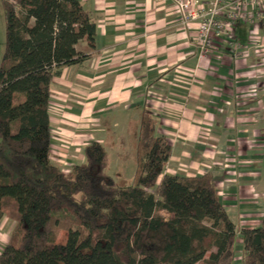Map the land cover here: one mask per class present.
I'll return each mask as SVG.
<instances>
[{
  "label": "trees",
  "instance_id": "obj_1",
  "mask_svg": "<svg viewBox=\"0 0 264 264\" xmlns=\"http://www.w3.org/2000/svg\"><path fill=\"white\" fill-rule=\"evenodd\" d=\"M0 63V221L14 223L0 264H264L260 226L236 230L210 174H166L171 154L149 112L136 171L118 185L103 144L64 173L52 162L50 84L95 50L96 25L78 0H4ZM85 43L89 53L77 50ZM55 229L65 230L64 243Z\"/></svg>",
  "mask_w": 264,
  "mask_h": 264
},
{
  "label": "crops",
  "instance_id": "obj_2",
  "mask_svg": "<svg viewBox=\"0 0 264 264\" xmlns=\"http://www.w3.org/2000/svg\"><path fill=\"white\" fill-rule=\"evenodd\" d=\"M78 1L95 22V50L82 64L63 67L50 84L52 162L63 160L53 152L57 144L70 146V157L76 153L72 165L83 162V148L92 141L120 162L123 149H136L142 114L149 112L157 134L171 145L164 172L210 174L236 230L259 227L264 58L251 51L232 58L218 41L212 55L200 57L195 26L184 27L168 4L155 0ZM249 32L262 33L256 24L237 26L242 45ZM77 50L89 53L83 42ZM13 227L0 221V252ZM241 253L238 237L233 264H242Z\"/></svg>",
  "mask_w": 264,
  "mask_h": 264
},
{
  "label": "built area",
  "instance_id": "obj_3",
  "mask_svg": "<svg viewBox=\"0 0 264 264\" xmlns=\"http://www.w3.org/2000/svg\"><path fill=\"white\" fill-rule=\"evenodd\" d=\"M168 4L184 27L195 26L194 45L200 57L212 55L221 42L232 58L245 59L251 51L264 58V0H155ZM257 25L262 33L249 32L242 45L238 25ZM68 173L70 168H60Z\"/></svg>",
  "mask_w": 264,
  "mask_h": 264
},
{
  "label": "rangeland",
  "instance_id": "obj_4",
  "mask_svg": "<svg viewBox=\"0 0 264 264\" xmlns=\"http://www.w3.org/2000/svg\"><path fill=\"white\" fill-rule=\"evenodd\" d=\"M3 1L0 0V63L2 60V55L4 52V44H5V20H4V11H3ZM12 1V0H10ZM55 153L62 155L61 158H63L62 161L57 162L59 168H71L73 160H76V153H72L71 157L73 160H70V152L69 148L70 146L67 145H61L59 148V144L54 145ZM122 158L123 160L119 162V160H115V158H118L115 152L111 154V157L109 159V165L106 170L107 174L114 179V181L118 185H131L134 180L135 171H136V159H135V153L136 149L132 146L126 147V149L122 151ZM111 153V152H110ZM60 158V157H59ZM262 158L264 159V155H262ZM264 162V161H263ZM123 164L122 166H119V164ZM118 164V166H116ZM263 175H264V163L261 168ZM264 177V176H263ZM55 242L56 243H64L66 238L65 230L62 229H55ZM2 237V234L0 235V238ZM3 245V242L0 240V246Z\"/></svg>",
  "mask_w": 264,
  "mask_h": 264
}]
</instances>
